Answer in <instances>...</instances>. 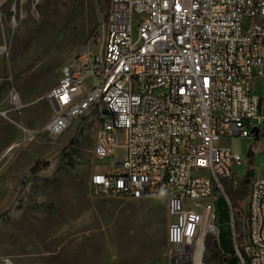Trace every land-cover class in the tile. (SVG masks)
<instances>
[{"label": "built area", "instance_id": "1", "mask_svg": "<svg viewBox=\"0 0 264 264\" xmlns=\"http://www.w3.org/2000/svg\"><path fill=\"white\" fill-rule=\"evenodd\" d=\"M96 42L97 50L85 45L75 52L46 94L51 136L92 112L105 118L90 194L164 198L168 264H213L210 246L225 264L234 255L241 264H264V176L250 179L245 210L237 214L222 180L237 185L245 161L221 144L224 137L257 136L255 127L264 131V0H110ZM7 100L10 108L0 115L21 113L16 90ZM222 196L233 254L219 239Z\"/></svg>", "mask_w": 264, "mask_h": 264}, {"label": "rangeland", "instance_id": "2", "mask_svg": "<svg viewBox=\"0 0 264 264\" xmlns=\"http://www.w3.org/2000/svg\"><path fill=\"white\" fill-rule=\"evenodd\" d=\"M108 15L109 9L101 10L97 0H0V78L5 79L0 109L10 108L7 98L12 90L23 103L21 113L9 110L7 117L0 115V261L169 263L164 198L124 200L90 194L91 176L99 163L94 147L105 118L92 112L73 119L61 135L45 131L52 115L46 94L80 47L99 49L95 41ZM19 141V148L4 155ZM221 144L244 158L245 165L233 180L243 179L248 168L264 176V131L259 139L224 137ZM250 148L255 152L252 165L247 158ZM62 151L73 154L75 168ZM245 205L244 201L242 210ZM224 207L216 220L222 232L219 239L223 250L233 254L231 217ZM207 260L225 264L227 259L210 246Z\"/></svg>", "mask_w": 264, "mask_h": 264}, {"label": "trees", "instance_id": "3", "mask_svg": "<svg viewBox=\"0 0 264 264\" xmlns=\"http://www.w3.org/2000/svg\"><path fill=\"white\" fill-rule=\"evenodd\" d=\"M98 4L101 5V10H105V9H109V4H110V0H97ZM261 132H259V134L256 136L257 139H259V136L261 135ZM74 140H71V143H73ZM255 156V152L253 151L252 148L249 149L248 154H247V158L249 161H253ZM62 157L66 160V162L72 167L75 168L76 167V161L75 158H73V154L72 153H65L64 151H62ZM38 171V166H35L32 169V173H36ZM223 184H224V190L226 192V194L228 195L233 210L235 212L237 211H242V203L245 201L247 195H248V191H249V184L250 181L247 182L246 181V177H244L243 179H241L240 181L237 182V185H233L231 184V182H229L228 180H222ZM222 204L225 206L224 210L227 213V210L229 211V208L227 206V203L224 199V197H220L218 200V204H217V209H218V213H220V215H222L221 211V207ZM162 217H165L164 213L162 215ZM222 237V232L220 233V238ZM230 261L232 260L231 264H237V259H233V256L229 259Z\"/></svg>", "mask_w": 264, "mask_h": 264}, {"label": "water", "instance_id": "4", "mask_svg": "<svg viewBox=\"0 0 264 264\" xmlns=\"http://www.w3.org/2000/svg\"><path fill=\"white\" fill-rule=\"evenodd\" d=\"M103 113H104V114H108V110H107V109H104V110H103ZM251 132L254 133V134H256V135H258L259 130H258L257 127H255V128H253V129L251 130ZM252 163H253L252 160L249 161V164H250V165H252ZM254 175H255V170H254L253 168H248V169L246 170V172H245L246 181L249 182L250 179H251ZM237 214H240V211H237Z\"/></svg>", "mask_w": 264, "mask_h": 264}]
</instances>
